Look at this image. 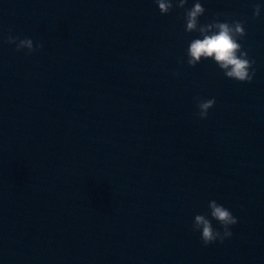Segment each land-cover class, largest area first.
Returning a JSON list of instances; mask_svg holds the SVG:
<instances>
[{
    "label": "water",
    "instance_id": "95a60500",
    "mask_svg": "<svg viewBox=\"0 0 264 264\" xmlns=\"http://www.w3.org/2000/svg\"><path fill=\"white\" fill-rule=\"evenodd\" d=\"M256 2L202 0L201 23L245 22L255 76L239 82L186 63L198 34L183 9L0 0V264H264ZM10 34L43 47L17 51ZM213 97L200 119L197 98ZM213 199L238 223L205 246L191 224Z\"/></svg>",
    "mask_w": 264,
    "mask_h": 264
},
{
    "label": "clouds",
    "instance_id": "9594fccd",
    "mask_svg": "<svg viewBox=\"0 0 264 264\" xmlns=\"http://www.w3.org/2000/svg\"><path fill=\"white\" fill-rule=\"evenodd\" d=\"M161 14H168L173 8L183 9L185 32H196L186 49L185 58L189 66L195 67L202 61L213 62L225 77L239 81L251 82L255 76V61L244 50L240 41L245 37V22L241 20H224L218 17L211 22L201 23L205 13L202 0H154ZM190 2V6H189ZM264 11V0H257L253 5L252 15L261 16ZM5 43L15 45L17 51L25 50L33 53L43 47L40 42L30 37L20 38L8 35ZM184 62V59H181ZM215 105V98H197L196 115L207 119L209 110ZM215 222V223H214ZM238 218L226 205L213 199L208 202L207 209L194 215L191 228L198 232L202 243L207 246L216 242L223 243L233 236L232 228Z\"/></svg>",
    "mask_w": 264,
    "mask_h": 264
}]
</instances>
